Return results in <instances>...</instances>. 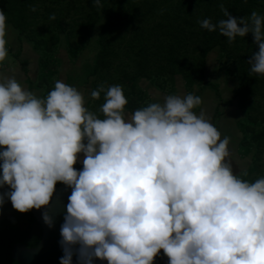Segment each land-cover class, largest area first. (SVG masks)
Wrapping results in <instances>:
<instances>
[{"label": "clouds", "instance_id": "1", "mask_svg": "<svg viewBox=\"0 0 264 264\" xmlns=\"http://www.w3.org/2000/svg\"><path fill=\"white\" fill-rule=\"evenodd\" d=\"M219 7L224 18L200 27L230 45L251 34L258 51L249 76H264V14ZM9 40L0 10V64ZM102 93L93 111L63 80L37 95L0 72V210L9 200L20 213L43 209L52 228L56 185L71 189L59 202L60 264H154L161 250L168 264H264V175L252 182L246 169L234 171L231 137L211 122L202 97L164 94L126 112L122 85L100 84L89 98Z\"/></svg>", "mask_w": 264, "mask_h": 264}, {"label": "rangeland", "instance_id": "2", "mask_svg": "<svg viewBox=\"0 0 264 264\" xmlns=\"http://www.w3.org/2000/svg\"><path fill=\"white\" fill-rule=\"evenodd\" d=\"M233 1L108 0L105 9L129 19L106 29L103 62L92 72L103 7L92 0H0L10 28L9 56L0 72L14 74L37 95L63 80L85 93L93 111L104 103L103 93L99 100L89 98L100 84L123 86L126 112L164 94L199 95L211 122L231 137L234 171L246 169L243 178L254 182L264 175V76H249L247 60L258 48L251 34L230 45L218 30L208 32L198 23H215L219 4ZM244 1L236 0L234 10ZM239 14L234 16H245ZM159 262L168 264V258L162 254Z\"/></svg>", "mask_w": 264, "mask_h": 264}, {"label": "trees", "instance_id": "3", "mask_svg": "<svg viewBox=\"0 0 264 264\" xmlns=\"http://www.w3.org/2000/svg\"><path fill=\"white\" fill-rule=\"evenodd\" d=\"M107 2H108V0L102 1V5H103V9H104V23L101 25L99 32H98V36H97L99 46H98V50L96 51L94 61L92 63V67H91L92 72L96 71L103 62V54H104V51L106 49V44L103 42V34L106 31V29L113 27L114 22L117 19H122V20H128L129 19L128 15L115 14L114 10L110 9L108 7H107V9H105V6H107ZM235 2H236V0H234L231 3L228 2V4L225 6L232 13V15H234L236 12H238L241 15L245 14V16H249L253 10H256V11L260 12L261 14H264V0H245L244 2H240V9L239 10H238V8H237V10H234ZM207 4H209V3H207ZM205 10L207 13L208 10L207 9H205ZM223 18H224L223 13L220 11V7H219L216 10V15H215L216 22L219 21L220 19H223ZM212 37H213V34H212V36H209L206 39L205 46H207L208 44L211 43L210 38H212ZM252 47L254 48L253 45H252ZM205 48H207V47H205ZM74 167L79 170V169H82L83 165L77 164V165H74ZM58 184H60V183H58ZM24 214L27 215L32 221H34V218L31 215L30 211L27 213H24ZM30 231L33 234L30 235L31 238H27L25 236V234H23V232L20 231L15 226V224H13L11 222H5V223L0 224V264H19L18 262H16L15 260H13L11 258L10 248L14 242H20L26 246H34L39 239L40 229L39 228L38 229L32 228V229H30ZM156 261H157V258H155L154 264H158V263H156Z\"/></svg>", "mask_w": 264, "mask_h": 264}, {"label": "water", "instance_id": "4", "mask_svg": "<svg viewBox=\"0 0 264 264\" xmlns=\"http://www.w3.org/2000/svg\"><path fill=\"white\" fill-rule=\"evenodd\" d=\"M82 165V163H78ZM71 189H66L63 184L56 185V193L53 197V207L59 208V214L54 217V227L49 228L42 219V211L32 209L31 215L39 224L40 235L34 246H26L20 242H14L10 248V256L19 264H60V258L63 251L60 246V226L63 222V213L66 209L59 207L62 201L66 205L67 197L70 195ZM73 264H77L76 258L73 257ZM95 264H107V261L96 260Z\"/></svg>", "mask_w": 264, "mask_h": 264}, {"label": "flooded vegetation", "instance_id": "5", "mask_svg": "<svg viewBox=\"0 0 264 264\" xmlns=\"http://www.w3.org/2000/svg\"><path fill=\"white\" fill-rule=\"evenodd\" d=\"M5 222H11L15 224V226L25 234L27 238H31L30 235L33 233L30 231V229H40L39 224L35 221H32L27 215L24 213H20L13 209L12 204L9 201L5 203L2 210H0V224ZM163 254L161 250V255ZM160 256L157 257L156 263L162 264L159 262Z\"/></svg>", "mask_w": 264, "mask_h": 264}]
</instances>
